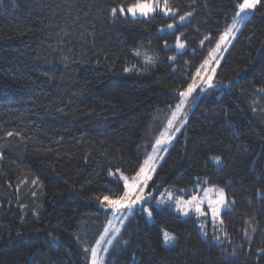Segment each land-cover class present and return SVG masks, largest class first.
Returning a JSON list of instances; mask_svg holds the SVG:
<instances>
[{"label": "trees", "instance_id": "1", "mask_svg": "<svg viewBox=\"0 0 264 264\" xmlns=\"http://www.w3.org/2000/svg\"><path fill=\"white\" fill-rule=\"evenodd\" d=\"M233 1L169 0L175 15L132 17L119 8L135 0H0V264H90L115 212L103 197L122 195L121 174L151 154L176 95L231 26ZM214 83L149 185H216L230 207L213 222L207 206H151L150 223L137 208L106 264H264V0Z\"/></svg>", "mask_w": 264, "mask_h": 264}, {"label": "rangeland", "instance_id": "2", "mask_svg": "<svg viewBox=\"0 0 264 264\" xmlns=\"http://www.w3.org/2000/svg\"><path fill=\"white\" fill-rule=\"evenodd\" d=\"M128 6L124 7L125 12L122 14L132 16L130 13L127 12ZM162 7H163V2H162V0H160V7H157L155 9V11H159V12L164 14V12H162L160 10ZM152 13H150V14H152ZM168 15H172V14H168ZM136 16H142V15H140L138 12ZM132 17H135V16H132ZM177 21L181 22L179 20V18L177 19ZM233 23H234V20L231 23L230 27H232ZM242 23H237L235 28H233V31L225 37L224 41H220V39H219L218 43H220V45H221L220 49L215 51L213 57L210 58V56L208 55V57L206 59H210L209 64L205 65L203 68L199 67L200 74L198 76L196 75L194 77L196 87L194 88L192 94L188 97L187 102H186L183 110L181 112L177 113V118L173 122L172 128H170V129L168 128V121H167L164 128L161 130L160 134L158 135L157 138H161V133L162 132L165 133V135L163 137L164 143H162L161 145H156V143H155L154 148L156 149V151H154V148L151 149V151H150V153H151L150 155L153 156L152 163L154 164L155 169L158 167V165L162 161L163 157L168 152L171 140L174 139L179 134V132H181V130H182L184 124L186 123L188 116L191 112V109H192L195 101L197 100V98L205 90H207L208 88L213 87L215 85L214 76H215L216 68H217L218 64L220 63L221 59L223 58L225 52L228 50L230 44L232 43L234 35H236V33L238 31L237 29L240 28ZM170 24H174V23H170ZM174 27L169 29L166 25L165 29L173 30ZM180 42L184 44L183 41L180 40ZM175 47H176L177 51H182L185 48V47L183 49L178 48L177 42L175 43ZM215 48H216V46H215ZM209 77H211V86H209V83H208ZM191 83H193V80ZM179 102H180V100L178 101V103ZM174 111H176V107H175ZM171 118H172V116H171ZM176 128H179L180 130L177 132V131H175ZM168 136H171V139H168ZM153 172H151V177L153 175ZM150 180L148 181L147 187L144 189V195L147 196V194L149 192H151V196H148L145 201L133 204L131 206V208L123 207L120 209V211H118V212L115 211L114 214L109 219V221L105 224L104 232L97 239V244L95 246V249L97 250V256H96L97 264H106L108 256L106 254L107 251H105V249H108L111 247L110 244L112 243L113 239L117 236L116 233L120 232L123 225L126 224L127 221L128 222L131 221L130 217L133 214L135 209L142 208L143 213H144V217H145L146 221L149 223L152 222V220H153L152 214H151V216L148 215V212L149 211L151 212V206L161 207V208L162 207L166 208L165 206H168L169 207L168 209H171L175 212H179L182 215H188L190 213L199 214L195 211V209L193 207H190L185 202L191 200V198L193 196H196L198 198L204 199L205 202L201 205L202 208H204V206L208 207V198H211L213 201H215V199L217 198V195H218V193L216 192L215 189L221 188V187L216 186V185L206 186V185H203L202 183L197 182L195 184L196 190H193L194 188H192V187L178 188V189L177 188H162L161 190H157L156 187H150V185H149ZM202 182H205V180L203 179ZM214 186H215V188H214ZM188 191H191L192 194L190 196L186 197V192H188ZM225 200H226V205L221 207L220 212L223 209L230 207V203H228L226 197H225ZM138 206H141V207H138ZM145 209H147V211H145ZM207 211L209 212V214L212 218V214L210 212L209 207H208ZM207 211H203L204 214ZM220 212H219V215L216 217L215 220H213V218H212L213 222H217L220 220ZM164 232H167V231H163V233ZM163 240H164V237H163ZM109 241H111V243H109ZM174 242H175V240L168 243V244H165V243L164 244L165 245H171ZM90 264H92V258H91Z\"/></svg>", "mask_w": 264, "mask_h": 264}, {"label": "snow or ice", "instance_id": "3", "mask_svg": "<svg viewBox=\"0 0 264 264\" xmlns=\"http://www.w3.org/2000/svg\"><path fill=\"white\" fill-rule=\"evenodd\" d=\"M261 3V0H240L238 4H236V8L238 9L235 13L234 17V23L232 27H230L227 32L224 33L220 37V41H224L225 37L233 31V28H235L237 23H242L248 16L250 10L257 9V5ZM157 7H160V0H135V3L131 4L127 8V12L130 13L132 16H136L139 12L142 16H148L150 13L154 12ZM162 12H164L165 15L172 14L175 15V11L172 7L169 6V0H163V7L160 9ZM119 11L121 13L125 12L124 7H120ZM117 12L116 8L112 9V13L115 14ZM192 13L188 12L184 15H181L179 17V20L181 22L185 21V19L189 16H191ZM174 24H168L167 27L169 29L173 28ZM238 30V29H237ZM209 37L205 36L204 40H208ZM204 41H201V45H203ZM220 43L216 44V48L211 50L209 53L210 58L214 56L215 51L220 49ZM177 47L183 49L185 45L180 42V38L177 37ZM210 63V59H205L203 64H201L200 68H203L205 65ZM127 71V69H126ZM200 74V69H197L196 75L198 76ZM209 86H211V77L208 78ZM196 87L195 78L193 79V83H190L186 90L179 92V98L180 102L176 105V111L173 112L172 118L168 120V128H172L173 122L177 118V113L181 112L187 102L188 97L192 94L194 88ZM182 126V125H181ZM179 128H176L175 131H179ZM9 136L12 135V133H8ZM165 133H161V138H157L155 143L156 145H161L164 143V137ZM168 139H171V136H168ZM166 150V149H165ZM154 151L156 149L154 148ZM211 159L219 163L221 161V157L219 156H213ZM153 156L149 155L147 158L143 161V164L139 168V170L135 173L134 176L131 178L128 176H124L121 174V179L123 180V187L124 191L122 195H117L113 193V195H116V199H109L108 196H104L101 203L104 201L108 202V205L113 208L114 211H120L123 207L131 208L133 204L145 201L148 196H151V192L147 194V196L144 195V189L147 187L148 181L151 179V172L155 171V166L152 163ZM111 175V173H110ZM215 188V186H214ZM218 193L217 198L215 201H213L211 198H208V207L210 209V212L212 214L213 220L216 219V217L219 215L221 207L226 205L225 200V194L223 188H217L215 189ZM204 199L198 198L196 196H193L191 200L186 201L185 203L189 205L190 207H193L197 213L204 214L203 209L201 205L204 203ZM147 211V209H145ZM187 214V213H186ZM148 215L151 216V212H148ZM222 223V221H221ZM164 243L168 244L172 241H174L176 238L174 235L164 232ZM111 243V241H109ZM88 249H85V252H87ZM107 251V249H105ZM264 251V250H261ZM92 255V264H97L96 256H97V250L93 248L91 250Z\"/></svg>", "mask_w": 264, "mask_h": 264}, {"label": "water", "instance_id": "4", "mask_svg": "<svg viewBox=\"0 0 264 264\" xmlns=\"http://www.w3.org/2000/svg\"><path fill=\"white\" fill-rule=\"evenodd\" d=\"M235 5H236V3H235ZM176 96H177V97H179V95H178V94H177ZM138 207H141V206H138Z\"/></svg>", "mask_w": 264, "mask_h": 264}, {"label": "bare ground", "instance_id": "5", "mask_svg": "<svg viewBox=\"0 0 264 264\" xmlns=\"http://www.w3.org/2000/svg\"><path fill=\"white\" fill-rule=\"evenodd\" d=\"M234 2V4L236 3L235 1H233ZM236 4H238V3H236Z\"/></svg>", "mask_w": 264, "mask_h": 264}]
</instances>
